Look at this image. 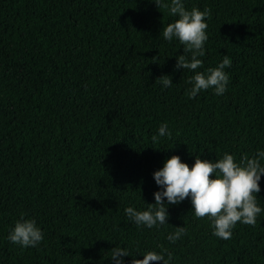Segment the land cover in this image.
<instances>
[{"label": "trees", "instance_id": "trees-1", "mask_svg": "<svg viewBox=\"0 0 264 264\" xmlns=\"http://www.w3.org/2000/svg\"><path fill=\"white\" fill-rule=\"evenodd\" d=\"M182 3L211 9L196 71L227 55L223 95L190 98L195 73L175 68L183 46L162 35L178 17L152 0H0V264H114L116 246L136 259L171 252V264H264V211L228 240L190 198L152 228L124 212L155 202L167 157L191 167L197 154L238 162L264 151V0ZM164 123L171 135L153 143ZM259 184L264 209V174ZM21 213L44 234L36 247L7 239ZM180 226L186 235L170 242Z\"/></svg>", "mask_w": 264, "mask_h": 264}, {"label": "clouds", "instance_id": "clouds-1", "mask_svg": "<svg viewBox=\"0 0 264 264\" xmlns=\"http://www.w3.org/2000/svg\"><path fill=\"white\" fill-rule=\"evenodd\" d=\"M152 2L159 10L167 9L170 15L178 17L163 26L162 35L166 41L177 38L183 46V54L176 57L175 68L195 73L188 79V83L192 85L188 90L190 98H194L201 90L210 88L214 89L216 95H223L229 83L225 69L231 66L227 55L216 67L196 71L203 67V61L198 57L205 55L204 43L208 39L206 20L211 18V9L205 8L201 11L192 7L188 10L182 0ZM157 80L164 87H171L173 84L169 75H162ZM166 135L170 136L171 133L164 123L159 126L158 134L152 136L153 143ZM262 160L264 151H258L252 156L245 153L238 162L233 154L225 151L214 161L201 159V155L197 154L195 163L190 167L178 155H172L165 159L163 167L153 173L159 186V190L154 192L155 202L146 203L145 210L129 206L124 212L137 226L152 228L167 223L168 205L190 198L195 217L210 220L213 235L216 237L231 239L237 222L255 226L258 215L264 211L257 203V193L261 191L259 181L264 174ZM183 235H186V229L180 226L167 239L175 243ZM7 239L21 248L36 247L44 239V234L34 219L25 218V214L21 213ZM126 256L133 257L131 264H150V261L171 264L173 259L171 252H167L166 258L156 251H147L143 253V259H136L124 247L116 246L111 249L110 258L114 264H124L123 258Z\"/></svg>", "mask_w": 264, "mask_h": 264}]
</instances>
